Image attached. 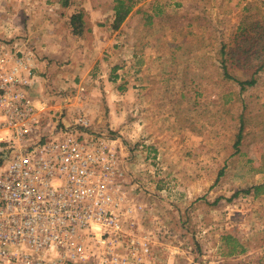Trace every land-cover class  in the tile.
<instances>
[{
	"label": "rangeland",
	"instance_id": "rangeland-1",
	"mask_svg": "<svg viewBox=\"0 0 264 264\" xmlns=\"http://www.w3.org/2000/svg\"><path fill=\"white\" fill-rule=\"evenodd\" d=\"M27 1H17L22 17ZM43 1L31 8L50 20L40 30L20 16L0 21V40L26 43L46 63L36 73L44 96H62L57 108L60 97L49 100L39 131L85 115L89 131L121 142L128 192L168 219L167 242L179 248L171 264H264V191L253 189L264 184V0H143L118 30L114 0H70L62 12ZM81 9L92 36L73 35L67 22L55 33L59 15ZM252 23L258 34L246 31ZM223 65L257 83L241 90ZM225 236L240 247L234 255Z\"/></svg>",
	"mask_w": 264,
	"mask_h": 264
},
{
	"label": "built area",
	"instance_id": "built-area-1",
	"mask_svg": "<svg viewBox=\"0 0 264 264\" xmlns=\"http://www.w3.org/2000/svg\"><path fill=\"white\" fill-rule=\"evenodd\" d=\"M38 62L0 40V264H171L168 219L128 192L121 142L85 115L39 131Z\"/></svg>",
	"mask_w": 264,
	"mask_h": 264
},
{
	"label": "trees",
	"instance_id": "trees-1",
	"mask_svg": "<svg viewBox=\"0 0 264 264\" xmlns=\"http://www.w3.org/2000/svg\"><path fill=\"white\" fill-rule=\"evenodd\" d=\"M61 4L63 6V8H68L70 6V0H60ZM143 0H114V5L112 7L113 10V22H112V28L114 30H118L120 29V27L123 25V23L128 19V17L131 15V13L133 12V10L142 2ZM156 5V3H155ZM154 4L152 5L153 9L158 8V6H155ZM139 11V10H138ZM157 13L160 12V9H156ZM157 13L155 15H157ZM147 17H149L147 15ZM152 16L149 17V19ZM68 21H67V25L70 27L71 32L73 35L75 36H79L83 39H86L88 36H92V26H91V19H90V15L86 10H79L76 11L74 13H72L69 17H68ZM67 26V27H68ZM261 27H258L256 24H250L246 27V31L249 34H258V30ZM257 29V30H256ZM253 38V37H252ZM226 50V47H223L222 49V53H224ZM248 53V52H247ZM224 62V61H223ZM225 64V62H224ZM224 74L225 76L234 79L236 82H238V84L241 86V90H245L247 87H252L257 83V78L255 77V75H252L251 78L240 81L235 79L234 77H231L230 74L227 71L226 65L224 66ZM264 68V60L262 61V64L260 66V69ZM258 72V71H256ZM242 127L240 128V131L238 133L237 136V142H236V146L238 147L241 144V140H242ZM223 174L222 172H220V175ZM255 194H260L261 192L264 191V184L262 185H257L255 187H253ZM225 240L228 241H236L235 239H231V236H225L224 237ZM227 242V241H226ZM227 245H230V250L228 252L229 255H234L237 251L238 248L240 247H236V242L234 243H230ZM240 250V249H239ZM240 252H243V249L240 250Z\"/></svg>",
	"mask_w": 264,
	"mask_h": 264
},
{
	"label": "crops",
	"instance_id": "crops-1",
	"mask_svg": "<svg viewBox=\"0 0 264 264\" xmlns=\"http://www.w3.org/2000/svg\"><path fill=\"white\" fill-rule=\"evenodd\" d=\"M17 1L18 0H0V10H1L0 21H2L3 19H6L7 21H9V23H12V22H16L17 18L20 16V18L23 20V22L25 21L28 24H34V25H36V27L34 29H37V27H38L39 30H40V27L42 24L50 22V20L48 21L47 19H45V17L42 16V14H43L42 12L38 14V12H36L37 9L36 10L31 9L32 7H34V8L36 7L40 10L45 8L43 0H29V1H27V3L24 6V9L26 10V7H28V9L30 11H27L26 17H22L20 15V13L16 12ZM70 3H71L70 6H72V2H70ZM55 5H57V7H55V10H57V12L58 11L62 12L63 10L69 11V9H70V6L68 8H63L60 0H57V2H55ZM63 17L64 18L62 20L60 15H59V21L61 20L60 23L67 22L69 19L68 18L69 16L63 15ZM17 22H20V21L17 20ZM63 29L64 28H63V23H62V28L59 27L58 29H56L55 33L63 34V33H65L64 31H62ZM6 30H8V29H6ZM10 32H12V30ZM39 38H40V36H39ZM57 42L61 43V41H57ZM48 48L49 47H47V49ZM50 49H51V47H50ZM60 49L61 48L59 47L58 50L52 51L51 54L53 56H56V54H58V55L61 54ZM43 53H44V51H43L42 47H40L39 54L42 55ZM46 66H47L46 63L40 62V63H38V69L37 70L40 69V71H44L46 68H48ZM59 78H60L59 80L63 79V81L65 82V84H64L65 86H67L68 84H71V82H70L71 74L70 73L65 72V73L61 74L59 76ZM67 82H69V83H67ZM58 85L61 86L60 84H58ZM34 89H36V90H33V95L35 97H37L38 99H41V100H48L49 99L50 100V99L55 97V95H53L52 98H51V95H49L50 97L44 96L45 92L41 91L40 87L38 88V83L36 84V87ZM59 97H60V100H58V104H56V108L63 101L62 96H56L55 98H59ZM64 120L67 121L66 119H64Z\"/></svg>",
	"mask_w": 264,
	"mask_h": 264
}]
</instances>
